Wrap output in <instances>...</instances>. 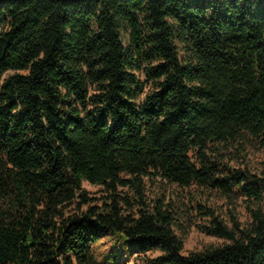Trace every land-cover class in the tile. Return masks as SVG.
<instances>
[{
	"label": "trees",
	"instance_id": "1",
	"mask_svg": "<svg viewBox=\"0 0 264 264\" xmlns=\"http://www.w3.org/2000/svg\"><path fill=\"white\" fill-rule=\"evenodd\" d=\"M250 141L264 0H0V264H109L105 238L133 264H264V177L229 157ZM162 184L240 198L250 223L197 204L228 242L184 255Z\"/></svg>",
	"mask_w": 264,
	"mask_h": 264
},
{
	"label": "rangeland",
	"instance_id": "2",
	"mask_svg": "<svg viewBox=\"0 0 264 264\" xmlns=\"http://www.w3.org/2000/svg\"><path fill=\"white\" fill-rule=\"evenodd\" d=\"M143 81L144 76L140 75ZM150 90V84L146 85L145 91ZM231 164L239 169H248L251 173L264 177V150L261 149L256 141H250L242 144L241 147L235 146L229 155ZM228 160V159H227ZM83 188L87 190L91 196L99 197V188L87 182L83 184ZM161 194L166 196L167 202L174 205L178 226L176 234L182 238L184 242V255L190 252L202 250L210 245H222L228 240L216 236L208 235L201 227L210 226L209 217L203 216L197 207V204L206 205L215 211L216 216L229 228H232L233 220L240 225L247 226L250 223V216L246 210L243 200L238 198H227L218 192H213L197 187L181 188L174 185L162 184L159 187ZM153 193V192H151ZM96 254L102 260H107L109 264H117L120 262L119 257L129 264L140 261L143 255L130 253L128 244H115V240L105 238L94 247ZM117 253L115 258H112ZM160 252L153 251L146 254L147 257L155 258Z\"/></svg>",
	"mask_w": 264,
	"mask_h": 264
}]
</instances>
